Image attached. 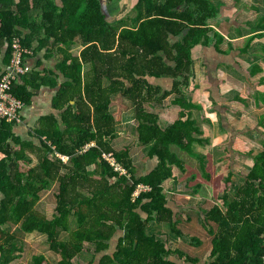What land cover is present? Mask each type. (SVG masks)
Masks as SVG:
<instances>
[{"label":"trees","instance_id":"1","mask_svg":"<svg viewBox=\"0 0 264 264\" xmlns=\"http://www.w3.org/2000/svg\"><path fill=\"white\" fill-rule=\"evenodd\" d=\"M101 4V0H0V80L2 65L10 63L16 36L31 50L41 34L45 37L42 43L53 40L68 48L79 36L89 46L84 61L89 51L101 50L91 60L94 82L87 91L94 94L86 99L71 94L81 86V69L78 65L77 79L73 76L76 59L69 57L72 63L66 72L71 74V83L56 98V107L66 108L62 116L65 129L54 118L42 120V125L52 128L38 130L44 144L36 168L22 166L28 165L30 158L24 148L15 146V125L0 121V264H10L15 259L13 252L23 250V241L13 233L16 228L24 234L46 236V253L58 257L56 264H75L86 253L90 254L86 264H94L101 252L109 250L118 230H124L125 235L116 252L102 253L99 264H176L170 257L182 259L186 254L170 251L156 233L146 235V231L154 221L168 223L172 232L180 233L173 212L166 207L163 183L173 177V166L180 165L173 148L189 152L199 141L194 137L199 134L195 123L184 120L185 109L192 106L187 105L182 91L193 75V48L212 40L208 21L216 15L215 5L210 0H137L132 18L111 23ZM146 77L171 78L173 90L162 94ZM27 86L17 82L13 88L14 96L26 106L32 98ZM114 95L133 103L140 124L138 141L148 147V157L158 158L157 166L146 176H137L128 150L115 151L110 146L118 134L110 115ZM172 95L179 97L173 104L183 111L163 130L157 117L146 113L144 104H161ZM71 101L75 106H70ZM92 142L95 145L85 149ZM104 153L113 156L128 176L115 171ZM62 157H67L68 163ZM140 184L151 190L135 197ZM54 186L51 196L56 205L50 218L36 206ZM224 196L225 211L214 207L202 217L203 225L214 223L217 231L208 264H262L264 149L254 156L233 197ZM33 259L35 264H51L44 255Z\"/></svg>","mask_w":264,"mask_h":264},{"label":"crops","instance_id":"2","mask_svg":"<svg viewBox=\"0 0 264 264\" xmlns=\"http://www.w3.org/2000/svg\"><path fill=\"white\" fill-rule=\"evenodd\" d=\"M210 1L216 9L215 17L208 21L211 29L208 35L212 40L206 45L199 44L193 48V75L188 88L182 91L183 99L188 106H192L185 109L184 120L189 119L195 123L199 134L194 137L199 141L192 144L189 152L173 148L180 165L173 166V177L163 183L168 200L166 207L173 212V221L177 222L176 227L180 233L172 232L168 223L154 221L150 222L152 227L146 231V235L156 233L170 247V251L182 250L179 242L188 244V251L182 250L186 253H183L182 259L178 255L170 257L176 264H196L195 261L197 264H208L212 261V240L216 235V225H203L202 217L214 207L226 210L224 195L229 200L233 197L229 186L233 182L236 189L243 185L244 177L253 165L254 156L264 149V0H258L255 4H252L254 0L250 4L246 2L249 0ZM136 3L137 0H106L108 20L115 23L132 18ZM25 34L28 32L25 31ZM44 38V34L36 37L32 45L33 54L27 59L31 72L18 81L21 87L27 84V90L32 94L29 105L22 112L21 123L13 128L15 146L17 149L19 145L20 149L24 148L30 158L28 165H22L26 170L36 168L43 151L44 138L39 136L38 130L42 127L52 128L50 125H42V120L54 118L60 128L65 129L62 116L66 108L58 109L56 98L61 89L71 83V74L66 72L72 63L69 57L76 59L73 76L77 79V66L81 69V86H76L71 94L76 99L80 96L86 99L89 94H94V91H87L94 82L91 76L94 64L91 60L101 51L100 47L99 52L89 51L84 61L83 55L89 46L84 45L79 36L69 48L56 45L53 40L42 43ZM176 40L174 38L173 42ZM6 67L2 65V72ZM232 73L239 78H235L233 84ZM145 79L151 87L160 89L162 94L173 90L174 81L171 78ZM28 80L32 84H28ZM118 98L128 103L125 108H128L130 118L122 114L120 120L116 118L114 105ZM178 98L177 95L169 96L161 104L145 102L144 110L156 116L158 125L165 130L175 123L183 111L181 106L173 104ZM70 106H75V102L71 101ZM110 115L115 120L113 128L118 131L116 138L110 141L111 148L115 151L124 148L128 150V158L135 165L137 176L148 175L157 166L158 158L148 157V147H143L138 141L137 128L140 124L135 119L133 103L114 95ZM88 145L86 147L95 144L92 142ZM139 149H146V154L141 152L139 159H136L134 155L138 154ZM62 159L65 163L69 161L67 157ZM235 160L244 162L239 171L233 169ZM141 167L146 169L141 170ZM227 178L228 182L225 181ZM52 192L45 191L44 199ZM138 212L146 218L144 211L138 209ZM124 235V230H118L109 242L111 251L104 252L113 255ZM104 252L96 257L94 264L100 263Z\"/></svg>","mask_w":264,"mask_h":264},{"label":"built area","instance_id":"3","mask_svg":"<svg viewBox=\"0 0 264 264\" xmlns=\"http://www.w3.org/2000/svg\"><path fill=\"white\" fill-rule=\"evenodd\" d=\"M11 46L12 57L9 65L3 71L0 80V121H4L8 124L18 125L21 123V115L23 110L26 108V105L14 96L13 88L21 78L31 72V68L27 63V59L33 54V50L25 47L22 43V39L19 36L13 38ZM103 157L110 163L115 171L120 173V175L128 176L126 169L119 165L113 156L104 153ZM150 190L151 189L148 186L140 184L138 185L135 192L136 195L134 196L136 197L141 192ZM261 260L262 264H264V241Z\"/></svg>","mask_w":264,"mask_h":264},{"label":"rangeland","instance_id":"4","mask_svg":"<svg viewBox=\"0 0 264 264\" xmlns=\"http://www.w3.org/2000/svg\"><path fill=\"white\" fill-rule=\"evenodd\" d=\"M224 2H229V0H223ZM248 4H250L252 2V0H249V1H246ZM255 3H258V0L255 1L252 3V4H255ZM231 76L233 77V83L236 82V79H239L237 78L238 75L235 74V73H232ZM236 78V79H235ZM116 104L114 105V113L116 114V118L118 120H120L122 117H121V114L123 117H126V118H130V114L128 113L129 110L128 108H125L126 105H128V103L125 101V100H121L120 98L116 99L115 100ZM130 109V108H129ZM131 110V109H130ZM132 115H133V112H132ZM122 147V146H120ZM145 150H142L140 151H137L138 154H135L134 157L136 159H139L140 157V153L143 152L145 153ZM146 154V153H145ZM0 158H2V154L0 153ZM244 166V162L241 161V160H235L233 162V169L235 171H239L242 167ZM140 169V168H138ZM144 170L146 169V167H141V170ZM235 181H238L237 179H234ZM54 188H50L48 190L49 191H53ZM229 189L232 193L235 192V189H236V186L233 183H231V185L229 186ZM136 195V193L134 194ZM46 198L44 199L43 197V202L39 203L37 205V207L40 205V210L43 211V213H45L47 216H49L51 218V216L54 215L55 213V201H54V198H52L51 196V193L47 194L45 196ZM53 200V201H52ZM44 205V206H43ZM43 206V207H41ZM13 233L15 235H18V238L20 240L23 241V250L22 251H15L13 252V256L15 255V259L10 263V264H35L34 262V259L33 257H38L40 255H44L45 258H46V261L47 260H51V264H56L57 260H58V257L51 254V253H46L47 251L45 250V240H46V236L44 235H41L39 233H32V234H24L22 232L19 231V228H16ZM180 243V247L181 249H185V251L187 250L188 251V244L185 243V242H179ZM88 247H93L92 245H88ZM111 251V250H109ZM47 255V256H46ZM90 258V254L86 253L82 255L81 258H79V261H75V264H86L88 262V259Z\"/></svg>","mask_w":264,"mask_h":264},{"label":"water","instance_id":"5","mask_svg":"<svg viewBox=\"0 0 264 264\" xmlns=\"http://www.w3.org/2000/svg\"><path fill=\"white\" fill-rule=\"evenodd\" d=\"M101 3H102L101 4L102 5V11L105 14V16L108 18L109 17V11H108V8H107V5H106V0H101ZM7 47H8V44H6V46L4 47L3 52L6 51Z\"/></svg>","mask_w":264,"mask_h":264}]
</instances>
